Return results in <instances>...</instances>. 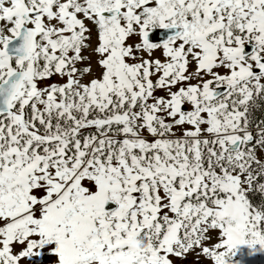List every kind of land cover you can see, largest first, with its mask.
<instances>
[{
	"label": "snow or ice",
	"instance_id": "snow-or-ice-1",
	"mask_svg": "<svg viewBox=\"0 0 264 264\" xmlns=\"http://www.w3.org/2000/svg\"><path fill=\"white\" fill-rule=\"evenodd\" d=\"M264 261V0H0V264Z\"/></svg>",
	"mask_w": 264,
	"mask_h": 264
},
{
	"label": "rangeland",
	"instance_id": "rangeland-1",
	"mask_svg": "<svg viewBox=\"0 0 264 264\" xmlns=\"http://www.w3.org/2000/svg\"><path fill=\"white\" fill-rule=\"evenodd\" d=\"M257 264H264V261L260 260L259 258L257 259Z\"/></svg>",
	"mask_w": 264,
	"mask_h": 264
}]
</instances>
